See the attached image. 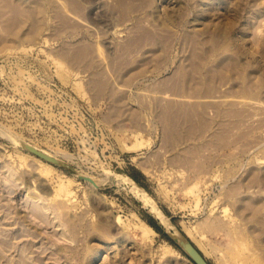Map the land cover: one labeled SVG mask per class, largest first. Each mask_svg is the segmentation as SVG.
I'll return each instance as SVG.
<instances>
[{
    "label": "rangeland",
    "instance_id": "374dc122",
    "mask_svg": "<svg viewBox=\"0 0 264 264\" xmlns=\"http://www.w3.org/2000/svg\"><path fill=\"white\" fill-rule=\"evenodd\" d=\"M10 137L134 177L210 264H264V0H0V264H194L131 183L88 195Z\"/></svg>",
    "mask_w": 264,
    "mask_h": 264
},
{
    "label": "bare ground",
    "instance_id": "6f19581e",
    "mask_svg": "<svg viewBox=\"0 0 264 264\" xmlns=\"http://www.w3.org/2000/svg\"><path fill=\"white\" fill-rule=\"evenodd\" d=\"M4 133H6L5 131H4ZM3 135V134H2ZM5 136H7L8 135V133H7V135L6 134H4ZM10 135V134H9ZM15 135V134H14ZM14 135H13V137H14ZM9 138V137H8ZM10 138H12V137H10ZM12 140H13V142L15 143V142H17V140L19 141V140H21V138H18V137H16V138H12ZM27 143V142H26ZM28 145H30L31 147H33L34 149H37V150H39L40 152H42V153H44V154H46V155H48V156H50V157H53V158H55V159H57V160H59V161H62V162H65L66 164H68V162H67V158L69 157V152H65V151H62L61 150V154L62 155H58V154H56V152L55 153H51V152H53V151H51V152H49V150H45V149H43V148H39L38 146H36V145H34V144H31V143H27ZM33 154V153H32ZM91 154V153H90ZM35 155V154H34ZM71 155V154H70ZM37 156V155H36ZM38 158H40L39 156H38ZM70 158V157H69ZM72 158V157H71ZM40 160H43V161H45L44 162V165H43V167H40V169H39V171H41L43 174H50V173H52L53 172V170H54V166L52 165V163L51 162H48V161H46V160H44V159H42V158H40ZM56 165V164H55ZM105 169V168H104ZM104 169L102 168V171H104ZM74 171L75 172H72L73 174H75V176H78L79 178H82V179H84L85 180V182H86V184H87V187H89L86 191V194H88V195H93L92 193H94L95 191H96V189L99 187V185L102 183V182H104V181H108V180H110L111 178H115V180L117 179L119 182L120 181H128V177H127V175L128 174H120V173H117V172H114V171H112V170H106L105 169V172H104V175H102L103 177L100 179V177H99V179L100 180H96L95 178L96 177H93L92 175H90L89 173H86V172H82V171H79L78 169H76V168H74ZM98 171V170H97ZM39 173V172H38ZM92 174V173H91ZM100 176V175H99ZM261 179V178H260ZM74 181H73V178L71 177V176H69V175H62V176H60L59 177V179L57 180V187H56V189H64L65 190V192H64V194H66V195H68V194H73V196H74V192H73V190H72V188H70V184H72ZM128 183H130L129 181H128ZM69 184V185H68ZM125 184V183H124ZM142 185V184H141ZM143 186V185H142ZM129 188V187H128ZM131 188H132V190H133V192H134V194L145 204V205H147V206H150V200H149V198L146 196V194H145V192H144V190L143 189H141V188H139L138 186H136L135 184H132L131 183ZM63 190V191H64ZM65 195V196H66ZM73 196H71V197H73ZM67 197V196H66ZM258 197V196H257ZM67 199H68V197H67ZM69 199H71L70 197H69ZM260 199V198H259ZM259 199L258 198H252V201L255 203H257L258 201H259ZM71 201V200H70ZM252 202V203H253ZM36 206V205H35ZM46 207V206H45ZM40 208V207H39ZM41 209V208H40ZM39 211V210H38ZM40 211H42L43 212V210H40ZM39 211V212H40ZM45 215V214H44ZM59 216H61V215H59V213L58 212H56L55 213V217L57 218V219H59ZM208 220H210L209 221V224H207L208 223V221H206L207 223V226L209 227L210 225H211V228L213 227V229H215V228H219V227H224V224L219 220V219H216V218H207ZM59 221V220H58ZM143 222V224L146 226V228H148L149 230H151V231H154V229H153V227L152 226H150L147 222H145V221H142ZM58 223V222H57ZM60 224H61V222H59ZM63 231H64V229H63ZM183 231V230H182ZM184 232V231H183ZM66 233V232H65ZM185 233V232H184ZM64 235V234H63ZM67 235V234H66ZM65 235V236H66ZM185 235L191 240V242L200 250V248L194 243V241L190 238V236L187 234V233H185ZM170 247H172V245H170V244H168ZM99 248H95V250H94V253L98 250ZM200 252H202L201 250H200ZM203 254V253H202ZM204 255V254H203ZM205 256V255H204ZM206 258V257H205ZM207 259V258H206ZM209 262V261H208ZM210 263V262H209Z\"/></svg>",
    "mask_w": 264,
    "mask_h": 264
},
{
    "label": "water",
    "instance_id": "95a60500",
    "mask_svg": "<svg viewBox=\"0 0 264 264\" xmlns=\"http://www.w3.org/2000/svg\"><path fill=\"white\" fill-rule=\"evenodd\" d=\"M17 146L26 150L30 153H33L40 158L51 162L52 164H56L66 170L71 172L74 171V167L72 165L66 164L65 162L59 161L53 157H50L37 149H34L26 142L17 140L15 142ZM128 181L132 184H135L139 188L143 189L146 196L150 200V206H144L151 214V216L156 219L161 226L165 234L172 240V242L184 253L186 256L194 263V264H210L205 256L200 252V250L191 242V240L185 235V233L178 227V225L173 221L171 215L167 214V212L161 207V205L153 198L151 193L143 187L134 177L127 175Z\"/></svg>",
    "mask_w": 264,
    "mask_h": 264
},
{
    "label": "trees",
    "instance_id": "16d2710c",
    "mask_svg": "<svg viewBox=\"0 0 264 264\" xmlns=\"http://www.w3.org/2000/svg\"><path fill=\"white\" fill-rule=\"evenodd\" d=\"M150 225H152L151 223H149Z\"/></svg>",
    "mask_w": 264,
    "mask_h": 264
}]
</instances>
